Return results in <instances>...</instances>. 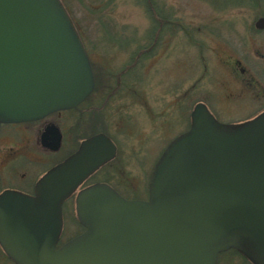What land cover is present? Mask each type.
I'll return each mask as SVG.
<instances>
[{"label": "water", "instance_id": "1", "mask_svg": "<svg viewBox=\"0 0 264 264\" xmlns=\"http://www.w3.org/2000/svg\"><path fill=\"white\" fill-rule=\"evenodd\" d=\"M259 22H264V16ZM95 87L91 61L61 0H0V124L80 104ZM155 161L147 199L104 182L75 197L84 230L57 247L62 206L117 153L104 132L37 180L33 194L0 193V245L15 264H217L235 248L264 264V111L218 121L203 103Z\"/></svg>", "mask_w": 264, "mask_h": 264}, {"label": "rangeland", "instance_id": "2", "mask_svg": "<svg viewBox=\"0 0 264 264\" xmlns=\"http://www.w3.org/2000/svg\"><path fill=\"white\" fill-rule=\"evenodd\" d=\"M61 1L71 13L77 31L83 37L97 74L98 89L87 102L91 103L92 108H97L96 113L100 114L99 131L106 133L117 145L118 153L114 159L117 170H113L117 174L116 185L125 191V197H131L135 193L132 187L127 190L121 181L132 178L130 184L134 187L137 185L139 190L136 193L142 195L146 191L150 170L156 159L167 143L186 129V117L195 101L185 99L187 107L184 109L179 99L187 98L188 95L198 99L200 95L196 93V88L201 86L205 89L208 85L206 78L209 80L210 76H206L205 81L200 82L201 85L196 81V74L200 69L199 55H203L208 64L212 63L214 59L211 55L214 51H219V44L210 36L201 35L198 39L201 43L200 50L192 41L181 39L177 32L168 36L170 42L166 49L164 45H160L136 72L121 75L129 54L144 44L151 26L142 0ZM156 1L159 5L165 3L169 7L168 14L171 18H179L188 27L193 24H200L202 27L206 22L224 19L254 21L264 14V0H236V4L221 11L214 9L205 0ZM221 1L223 2L217 0L218 3ZM106 22L114 27L115 35L127 38V44H119L108 38L104 28ZM117 75L118 81L122 76L123 83L127 85L116 84ZM136 90L140 92L139 95ZM235 112L236 110L233 111ZM230 115L226 117L228 120L244 116L240 113ZM20 129L25 133L31 130L32 139L34 138L33 127L22 125ZM93 129V126L88 125L82 132L91 134L94 133ZM65 152L53 155L54 159H61ZM32 153H27L26 150L30 157H33ZM47 159L48 156H37L39 161ZM49 162L41 163L38 170H46L51 164ZM98 175L101 176L96 174L97 177ZM67 224L62 240L79 231L75 221H68Z\"/></svg>", "mask_w": 264, "mask_h": 264}, {"label": "flooded vegetation", "instance_id": "3", "mask_svg": "<svg viewBox=\"0 0 264 264\" xmlns=\"http://www.w3.org/2000/svg\"><path fill=\"white\" fill-rule=\"evenodd\" d=\"M157 8L167 18L166 27L162 30L160 38V44L164 45L165 49L170 42L168 36H173L177 32L181 35V39L192 41L200 50L201 43L198 39L201 35L210 36L209 38H213L214 42L218 43L220 47L219 51L212 53L213 57L211 55V58L214 60L210 64L203 55H199L200 69L197 71L196 81L198 85H201L200 82L205 81L206 76H210V79L206 78L208 85L205 89L201 86L196 88V93L200 95L198 99H194L192 95L179 99L184 109L187 107L185 99L195 101L192 109L195 104L203 103L218 121L233 124L242 123L264 111V22L258 21L264 14L259 15L254 21H228L224 19L206 22L202 27L200 24H193L188 27L179 18H171L168 14L169 7L165 3L158 4ZM174 20L176 21L173 22ZM238 24L239 26H237ZM185 28L188 32L185 31ZM92 94L93 91L90 95ZM84 102L85 99L75 107L54 111L38 119L0 124V193L4 190H14L33 194L35 184L44 172L72 154L83 139L102 132L99 131L101 125L100 114L94 111L89 102L85 106L79 107ZM234 110H236L235 113H233ZM191 111L186 117L189 125ZM231 113H240L244 116L228 120L226 117L231 116ZM22 125L33 127L35 132L33 133V139L31 130L25 133L20 129ZM88 125L94 127L92 130L94 133L82 132ZM26 150L27 153L33 152V157L27 155ZM62 151L66 152L61 159H54L53 155ZM39 155L48 156V159L39 161L37 160ZM116 156L90 174L64 201L62 206V229L57 247L84 230L77 219L75 210V197L80 190L91 184L104 182L125 197V191L116 185L117 174L110 170V167L104 170L101 169L104 165L111 163ZM47 161H50V166L40 172L38 170L39 166ZM96 173L101 174L97 177L101 180L89 181L90 177ZM131 179L121 181L127 190L132 187V191L135 192L128 199H147L148 183H146V191L140 195L136 193V190H139L138 186L134 187L130 184ZM69 201L70 203H68ZM68 221L71 223L75 221L79 231L72 237L62 240V233L65 231V225H68ZM0 264H15L1 245ZM217 264L254 263L237 249L229 248L218 254Z\"/></svg>", "mask_w": 264, "mask_h": 264}, {"label": "trees", "instance_id": "4", "mask_svg": "<svg viewBox=\"0 0 264 264\" xmlns=\"http://www.w3.org/2000/svg\"><path fill=\"white\" fill-rule=\"evenodd\" d=\"M205 1H207L209 4H211L214 9H217L220 11L225 9V8H229L230 6L237 3L236 0H227V1L223 0V2L221 1L220 3H218L217 0H205ZM246 1H249V0H246ZM226 3H228V4H226ZM142 5L144 6L145 11L147 12L151 26H150L147 34H146V39H145L146 41L144 42V44H141L140 46H138L136 49H134L129 54L128 62L122 68L121 75H127L128 73H132L134 71L136 72L137 68L139 69L141 67L140 65L143 62H145V60L147 61L156 52V49L161 45L160 44L161 33H162V30L166 27L167 18L157 8L158 3L156 0H142ZM64 6L66 8V5H64ZM67 11H68V9H67ZM68 13L71 16V13L69 11H68ZM175 21L176 20H174L173 22H175ZM75 26H76V24H75ZM104 28H105L106 35H109L108 38L112 39L114 42H117L119 44H123V45L127 44V41H128L127 38H122V36H120V35L119 36L115 35L113 26H110L106 22V23H104ZM185 31L188 32L187 28H185ZM79 34L82 38V41L84 42L81 33H79ZM122 41H125V42L122 43ZM91 66H92V62H91ZM92 70H93L94 78H95V87L93 90V92H94L98 89L99 83H98L96 71H94L93 66H92ZM109 74L112 75L110 72H109ZM121 83L127 85L126 83H123L122 76H121V80L118 81V75H117L116 84L120 85ZM110 89L112 90L113 88L111 87ZM136 92L138 93V95L140 94V92L138 90H136ZM91 96L92 95H89L85 99V102L83 104H81L79 107H82L84 104H86V102L88 100H90ZM93 109L96 112L97 108H93ZM188 125H189V121H187V123H186V128L188 127ZM115 166L116 165L114 164V160H113V161H111V163L104 165L101 169L104 170V169H107L108 167H112L113 169H111V168L110 169L112 171L113 170L116 171L117 167H115ZM96 174H99V173H96ZM96 174L94 176L90 177L89 181L90 180H101V179L96 178L97 177Z\"/></svg>", "mask_w": 264, "mask_h": 264}]
</instances>
